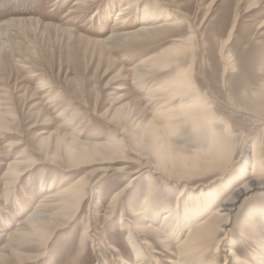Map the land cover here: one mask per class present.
Masks as SVG:
<instances>
[{
  "label": "rangeland",
  "instance_id": "374dc122",
  "mask_svg": "<svg viewBox=\"0 0 264 264\" xmlns=\"http://www.w3.org/2000/svg\"><path fill=\"white\" fill-rule=\"evenodd\" d=\"M131 1L0 0V24L33 20L4 26L7 31L0 37V253L8 254L17 246L10 238L22 236L28 228L25 219L40 202L54 201L58 190L94 170L84 186L86 198L73 220L53 235L42 258L24 264H145L136 259L129 231L135 232L134 238L152 264H177L179 244L188 233L186 223L171 235L145 233L144 220L135 215L142 210L144 198L152 193L159 220L166 208L175 206L178 196L183 195L188 206L208 207L211 202L204 198L209 191V197L214 193L221 198L233 186L230 178L243 182L247 177L242 172L252 144L259 143L264 156V95L258 94L264 80V69L258 68L264 65V0H136L125 16L127 20L116 24V15ZM146 7L152 11L149 19L157 24L178 18L183 23L143 43L129 40L107 45L102 41L117 27H121L118 32L138 29ZM179 38H188L190 47L179 65L193 63L194 80L213 102L219 117L216 129L233 149L232 161L223 170L214 167L211 173L198 174L193 168L189 187L182 195V185L167 180L159 169L166 165L170 170L172 165L158 164L152 150L138 144L139 126L115 113V108L125 105L141 126L153 116L160 95H150L179 65L146 76L143 87L133 70L147 59L149 66ZM249 61L262 78H257V71H249ZM162 117L158 121L165 120ZM173 120L179 123L169 133L174 150L186 156L204 153L209 144L205 127H193L181 118ZM72 138L103 144L120 139L124 152L119 161L71 168L63 146L57 148L56 142L60 139L64 144ZM14 160L23 162L21 168L35 163L15 183L6 175ZM140 166H146L142 173L136 170ZM149 176L154 179L153 187ZM175 177L185 176L176 172ZM116 193L117 210L104 224L97 204L101 202L107 209ZM183 199H179L180 213L186 210ZM262 207L264 185L237 201L227 232L221 234L220 248L216 253L210 249L207 261L238 264L232 258L225 261L228 250L242 261H261L264 220L248 213ZM88 217L91 239H86L81 251ZM31 245L23 250L37 252L38 246Z\"/></svg>",
  "mask_w": 264,
  "mask_h": 264
},
{
  "label": "bare ground",
  "instance_id": "6f19581e",
  "mask_svg": "<svg viewBox=\"0 0 264 264\" xmlns=\"http://www.w3.org/2000/svg\"><path fill=\"white\" fill-rule=\"evenodd\" d=\"M136 2L138 1L133 0L127 6L121 9V11L116 15V24H122L127 20L125 16L129 14L131 6ZM78 3L79 1H75V4ZM256 3L257 1L255 4ZM144 10L145 12L141 17L142 25L138 29L118 32L121 27H117V29H115L113 33L110 34V36L106 37L102 41L106 42L107 45H111L112 43L118 44V42L121 41L128 42L129 40L135 43H143L145 39L147 40L150 37H154V35L159 32L163 33L172 30L175 25H178L182 21L179 18L176 21H168V18H166L165 20L168 22L164 21V24H157L156 21L149 19L152 11H150L147 7ZM25 21L33 20L14 19L8 23L0 24V37L2 38V35L7 31L3 28L4 26H15L16 24L18 25V23H24ZM185 39H175L174 41L177 42H174L171 46L164 48L158 55L155 56V61L149 64V66L146 65V61H150L147 59L144 61L145 63L142 62L141 64L134 67L135 69L133 71H135V74L137 75L138 82L142 83L141 87L144 85L143 82L146 76L159 73L164 69H168L173 64H180V57L186 55L190 48ZM224 45L225 43L223 46ZM151 60L153 59L151 58ZM253 63L254 62L252 61L247 63L250 72L257 71ZM258 68L264 69V65H261ZM193 72V63L189 66L179 65L171 75L167 76L165 79L163 78L164 80L162 84L156 89L157 92L150 95L153 97L160 95L157 97V99L160 100L157 102V109L155 110L153 116L148 121L144 122L142 126L139 125V122H137L132 116L131 110H127L128 108L125 110V105L115 108L116 114L128 118L130 120L129 122H131L135 127L139 126V134L137 138L138 144H142V146L144 145L147 146V148H150L156 157L158 164L162 165L170 163L172 165V169L170 170L165 167L166 165H162L159 169H161V174L165 176L167 180H174V183L182 185V191H180L181 195L184 192L183 189L189 187V177L193 175V172L195 171L193 168H197L198 174L207 172L211 169L213 170L214 167H218L223 170L226 168V164L232 161L231 157L233 154V149L230 148V144L222 139L221 135L216 129L215 123L217 120H219V117L218 115L216 116L213 111V102L210 100L208 95L200 91L197 83L194 80ZM257 78H262L261 72L259 75H257ZM258 94L264 95V80L261 84ZM175 101L177 102L175 103ZM160 116H163L165 120L158 121V117ZM175 118H181L182 121L191 123L193 127H205L209 144L204 153L197 151L192 155L186 156L174 150L169 133L175 126L179 125L178 121L173 120ZM226 130L228 131V129ZM115 139L107 141V144L83 142L76 138H72L71 141L62 144L61 140L57 139L56 147L60 148L61 145L63 146L62 148L65 150V157L68 165L71 168H76L85 164H101L103 162L121 160L120 157L121 152L123 151L124 143L122 144L123 141L120 142V139ZM248 151L250 152H248L250 158L245 163V165L243 164L244 168L242 172L243 175H247V177L243 182H239L235 177L230 178L228 182L229 184H233V186L229 190L230 192L221 198L219 196L215 197L214 193H212L211 197H209V191V193H207L208 195H205L204 198V200L209 198L211 202L208 207H205L204 205L188 206L189 202H186L183 199V195L178 196L174 204L175 206H172L171 208L168 207L169 209L166 208L167 211L164 212V216L159 220V212L157 213V208L153 206L151 198L152 193H149L146 198H144V202L141 207L142 210L140 212H135V215L138 218H142L144 220V226L142 227V230L145 231V233L149 231L155 234L165 233L171 235L174 234L177 228L179 230V227L186 223L188 233L179 244L180 251L176 256L177 264H218L217 261H207V252H209L210 249L215 253L219 250L222 239L221 234H226L227 232V224L229 223L232 210L235 207L237 201L241 197L247 195L250 191L264 185V156L260 151L259 143L255 142L252 144L250 150L248 148ZM22 163L23 162L20 160H14L8 165L6 175L12 179L13 183L17 182L23 172L26 170L28 171L29 168L35 165V163L32 161L28 163L26 162V168H21ZM145 167L146 166H140L136 170H138L137 172L142 173ZM100 169H103L102 166ZM106 169H108V167H106ZM148 170L151 171L150 168ZM92 171L86 173L82 178L71 182L68 184V186L58 190L55 195L56 199L54 201H51L50 203L44 201L40 202L36 209L33 210L25 219L28 228L27 230L21 232L22 236L19 238H10L9 235L10 242H13L14 244L16 243L17 246L15 248L11 247L12 249L8 254L7 252H1L0 261L4 263H12V261H16L20 264H24V262H31L32 260L36 261L42 258L53 235L59 229L66 228L69 222L73 220L74 216L79 211L82 202L86 198L87 192L84 186L87 182V178L92 174ZM152 172H157V170ZM176 172L184 173L185 177H175ZM148 180L149 184L151 185L150 187H153V177L149 176ZM130 182L132 181L130 180ZM130 182L123 188V190L130 186ZM119 193H116L113 196L107 209L102 207L101 202L97 204V211L100 213L103 212L102 218L104 224L110 220L113 215H115L114 212L117 210L116 204L119 199ZM179 199L181 202L183 199L184 208L186 209L182 213H180L178 207L180 206ZM167 205L170 206V204ZM187 209L188 213H186ZM248 215H258L264 220V207L260 209L252 208ZM85 222L86 223L81 236V251L85 250L86 239H91L90 228L92 222H90L89 217ZM157 223L159 224L158 227ZM134 233L129 231L128 237L135 251V255L137 257L136 259H138L141 263L152 264V258H147V256L144 254L142 247L138 244L133 236ZM27 244H32L31 246H33V244L34 246L37 245L38 251L35 253L26 252L23 250V248ZM261 249L263 250V254H261L260 257L263 259H261L259 262H257L255 259L256 264H264V246H262ZM228 258H232V260L235 263L238 262V264H252L251 262L249 263L244 260L242 261L233 250L226 251L225 261H227Z\"/></svg>",
  "mask_w": 264,
  "mask_h": 264
}]
</instances>
